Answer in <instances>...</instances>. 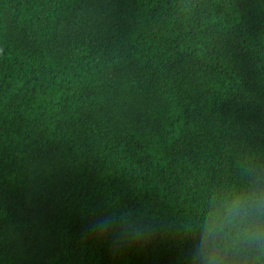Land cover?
Returning <instances> with one entry per match:
<instances>
[{
	"label": "trees",
	"instance_id": "1",
	"mask_svg": "<svg viewBox=\"0 0 264 264\" xmlns=\"http://www.w3.org/2000/svg\"><path fill=\"white\" fill-rule=\"evenodd\" d=\"M247 189L264 0H0V264H264Z\"/></svg>",
	"mask_w": 264,
	"mask_h": 264
},
{
	"label": "clouds",
	"instance_id": "2",
	"mask_svg": "<svg viewBox=\"0 0 264 264\" xmlns=\"http://www.w3.org/2000/svg\"><path fill=\"white\" fill-rule=\"evenodd\" d=\"M218 228H235L236 241L257 245L264 243V190L247 189L231 194L222 206ZM206 264H214L212 254Z\"/></svg>",
	"mask_w": 264,
	"mask_h": 264
}]
</instances>
